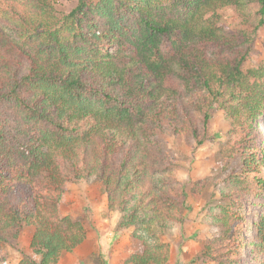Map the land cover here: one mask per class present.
Here are the masks:
<instances>
[{"label": "trees", "instance_id": "obj_1", "mask_svg": "<svg viewBox=\"0 0 264 264\" xmlns=\"http://www.w3.org/2000/svg\"><path fill=\"white\" fill-rule=\"evenodd\" d=\"M55 1L0 0V244L31 228L18 264H58L86 240L59 212L65 193L95 180L140 243L125 264H168L161 238L183 226L189 192L162 136L201 145L219 112L231 171L203 207L215 235L192 260L244 264L242 199L264 195V62H251L264 0H78L67 13ZM227 8L242 19L231 32L218 21Z\"/></svg>", "mask_w": 264, "mask_h": 264}, {"label": "rangeland", "instance_id": "obj_2", "mask_svg": "<svg viewBox=\"0 0 264 264\" xmlns=\"http://www.w3.org/2000/svg\"><path fill=\"white\" fill-rule=\"evenodd\" d=\"M82 1L86 7H93L99 3V0ZM78 2V0H56L55 5L59 12L67 13L77 6ZM220 15L219 25L225 31L231 32L242 27V19L237 16L233 8L223 10ZM251 62H264V26L255 34ZM259 121L264 124V116ZM228 128L222 115L216 112L208 123L207 139L201 145L186 143L182 137L162 136L161 141L174 158L178 177L186 184L189 192L183 226H175L161 238L171 250L168 264H200L199 261L192 260L193 257L215 235V230L204 226L200 219L206 201L217 198L218 186L231 171V163L220 154ZM259 144L260 142L257 143ZM261 171L264 173V169ZM204 179H209V182L204 186L198 184L200 191L198 195L194 194L192 186ZM67 190L59 212L62 216H68L73 221L82 223L86 231V240L71 254L64 255L58 264H125L128 257L139 250L140 243L131 236V230L119 227V213L108 210L100 183L95 180L76 183ZM242 202L248 225V230L244 234L246 245L243 263L256 264L252 260L254 257L252 249L256 243L252 238L253 225L263 212L264 195L244 197ZM32 233L31 228L24 227L17 241L0 244V250L7 255L3 264H18L24 254H30L29 242Z\"/></svg>", "mask_w": 264, "mask_h": 264}, {"label": "clouds", "instance_id": "obj_3", "mask_svg": "<svg viewBox=\"0 0 264 264\" xmlns=\"http://www.w3.org/2000/svg\"><path fill=\"white\" fill-rule=\"evenodd\" d=\"M259 122H260V121H259ZM260 125H261V129H262L263 132H264V124L260 123Z\"/></svg>", "mask_w": 264, "mask_h": 264}, {"label": "crops", "instance_id": "obj_4", "mask_svg": "<svg viewBox=\"0 0 264 264\" xmlns=\"http://www.w3.org/2000/svg\"><path fill=\"white\" fill-rule=\"evenodd\" d=\"M59 263V262H58Z\"/></svg>", "mask_w": 264, "mask_h": 264}]
</instances>
